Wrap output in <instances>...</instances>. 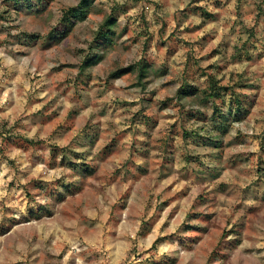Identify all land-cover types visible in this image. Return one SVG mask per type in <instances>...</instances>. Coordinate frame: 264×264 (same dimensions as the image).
Wrapping results in <instances>:
<instances>
[{"label": "rangeland", "instance_id": "obj_1", "mask_svg": "<svg viewBox=\"0 0 264 264\" xmlns=\"http://www.w3.org/2000/svg\"><path fill=\"white\" fill-rule=\"evenodd\" d=\"M78 1L0 0V264H264V0Z\"/></svg>", "mask_w": 264, "mask_h": 264}, {"label": "trees", "instance_id": "obj_2", "mask_svg": "<svg viewBox=\"0 0 264 264\" xmlns=\"http://www.w3.org/2000/svg\"><path fill=\"white\" fill-rule=\"evenodd\" d=\"M91 2L92 0H79L78 3L76 4V7L75 8H72L70 9L69 13H74V16L82 21L86 18L87 16V13L89 11V7L91 5ZM114 19L111 17V16H108L104 21L103 23L101 24L98 32H97V41L99 44H101L103 41H105V39L107 38V34L111 31V26L114 24ZM102 39V42L99 41L98 39ZM101 58L100 55H93V56H90L86 59V62H88L89 65L91 64H95L99 59ZM140 71L142 73V71L144 70V67L141 66L140 68ZM122 71V70H120ZM119 71V72H120ZM117 72V73H119ZM185 93L187 94H192L191 92H187L185 91ZM220 93H218V89H214V87H212V91H210L209 93H207V96L211 97V96H214V95H219ZM238 111V109H236ZM236 111V112H237Z\"/></svg>", "mask_w": 264, "mask_h": 264}]
</instances>
